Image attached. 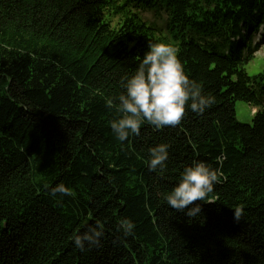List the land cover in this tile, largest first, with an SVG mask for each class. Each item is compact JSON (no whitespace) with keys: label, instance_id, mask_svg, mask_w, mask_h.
<instances>
[{"label":"trees","instance_id":"1","mask_svg":"<svg viewBox=\"0 0 264 264\" xmlns=\"http://www.w3.org/2000/svg\"><path fill=\"white\" fill-rule=\"evenodd\" d=\"M124 1L0 0V264H264V71L245 68L264 0ZM128 5L166 13L170 44L215 103L121 142L122 81L164 42ZM237 100L256 108L253 125L236 119ZM162 142L168 160L150 171ZM194 161L219 181L189 217L164 197ZM61 183L70 194L52 195ZM96 225L101 245L76 248Z\"/></svg>","mask_w":264,"mask_h":264},{"label":"clouds","instance_id":"2","mask_svg":"<svg viewBox=\"0 0 264 264\" xmlns=\"http://www.w3.org/2000/svg\"><path fill=\"white\" fill-rule=\"evenodd\" d=\"M122 86L124 92L116 98L121 116L111 122V129L121 142L126 141L130 134L138 136L144 123L156 129L175 127L183 119L186 107L194 113L203 114L215 103V97L204 94L202 86L185 71L175 46L164 42L149 43L137 69L122 81ZM169 148L168 143L162 142L149 149L150 171L164 169ZM218 181L217 169L205 161H194L184 168L179 182L164 199L171 208L177 211L187 209V216L196 217L201 212V206L194 202H210L208 197ZM51 193L70 194L63 183L52 188ZM241 215L242 211L235 209L234 218L237 221ZM120 228L128 235L133 232L135 224L123 219ZM103 235L102 227L96 225L75 235L73 243L84 251L86 246L99 247Z\"/></svg>","mask_w":264,"mask_h":264},{"label":"rangeland","instance_id":"3","mask_svg":"<svg viewBox=\"0 0 264 264\" xmlns=\"http://www.w3.org/2000/svg\"><path fill=\"white\" fill-rule=\"evenodd\" d=\"M119 2L124 3L125 1L119 0ZM127 8L131 11L136 12L143 21H145L148 25L154 27L157 31V34L164 40V42L170 44L169 34L166 29L167 15L165 12L140 10L133 7L132 5H128ZM103 17L106 20L112 19L113 24L118 18V16H112L109 11H105ZM256 43H258L259 46L254 53V57L247 63L245 67L246 72L251 76L262 73L264 71V32L259 31L254 34L253 44ZM255 111L256 109L252 108V106L245 101L237 100L235 102L236 119L241 123L253 125V114Z\"/></svg>","mask_w":264,"mask_h":264}]
</instances>
